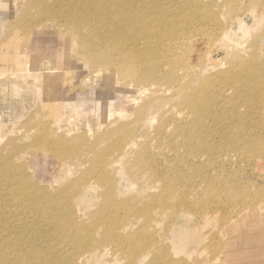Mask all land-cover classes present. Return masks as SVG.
<instances>
[{"label": "rangeland", "instance_id": "obj_1", "mask_svg": "<svg viewBox=\"0 0 264 264\" xmlns=\"http://www.w3.org/2000/svg\"><path fill=\"white\" fill-rule=\"evenodd\" d=\"M11 1L9 0L6 13L14 19L0 16V168L10 158L9 169L21 175L25 187L35 190L34 194L45 193L56 200L66 187L89 178L88 182L92 181L91 174H94L93 178L98 175L99 163H103V157L106 162L116 158V153L113 157L110 153L115 150L113 144L117 143L118 135L108 140L103 136L113 127L130 121L128 109L124 110L130 105V94L117 85L113 89L103 90L105 87L101 84V76L84 65L77 47L70 48L64 56L63 45L54 32L56 29L50 25H42L36 29L35 26H30V17L23 21L25 14L22 16L20 12L18 16L12 15L19 11L22 4L27 3L16 6V1H12L14 4ZM154 1H159L158 6L154 5L155 8L166 5L169 12L177 15V0ZM200 1H195L194 10L207 7L215 14L216 20L228 25L231 33L225 34L227 37H220V42H213L215 35L209 38L210 27L206 28L201 21L187 19L180 22L175 33L184 37V40L172 54L174 60L185 58L190 66L189 78L194 77L197 81H191L189 86L211 80L203 88L207 92L216 93L217 97L210 104L212 108L215 107L218 115H227L228 103L237 104L239 112H247L251 102L254 106L257 101L264 109V92L259 90L264 89V74L260 67L257 70L261 71L262 79L250 80L249 83L255 90V96L249 92L232 95L229 89L220 94L219 87L223 83L219 81L218 73L208 70V74L199 76V68L206 64L209 56L223 63L226 69L232 70L234 65L226 56L227 48L243 52L247 58L250 56L260 64L264 63V0ZM193 3L188 6L191 8ZM13 5L19 8L16 9ZM199 13L201 14L200 10ZM236 18L246 26V32L238 31ZM17 21L25 24H17V27ZM24 25L27 32L21 28ZM19 27L22 31L17 29ZM187 30L190 31L184 35L183 32ZM21 49H27L28 55H21ZM236 69L239 70V74L234 76L237 85L244 79L241 75L248 77L253 74V69ZM221 101L227 108L219 105ZM62 105L78 108L77 113L83 115L77 122L78 127L66 126L68 121ZM106 105L112 106L115 112L122 111L107 114L111 108ZM261 116L264 120L263 112ZM70 120L72 122L73 119ZM156 123L153 121L152 129ZM51 129L57 132L52 137L53 143L60 142L62 138L70 145L60 150L39 143L38 140L44 133L51 134ZM144 129L150 130V127L146 126ZM40 130L44 131L41 133ZM171 131L174 128L167 125L162 135L156 136L152 132L139 139L144 144L143 147L156 157L150 164L158 167L163 175H171L167 165H171L173 152L167 145L182 143L179 137H169ZM219 138L223 141L227 134H215L214 142ZM257 139L264 148V132ZM102 142L105 144H101ZM222 145L223 143L218 145L217 149ZM88 150L89 153L86 152ZM187 153L186 150L185 154ZM221 153H228V157L223 160H208L204 156L191 159L195 163L194 168L180 179L178 185H174L175 196L167 203L170 208L175 205L181 207V211L159 214L155 207L158 212L153 213L151 229L140 235L143 241L150 243L152 249L146 258L139 259L135 264H264V155L260 154L259 157L250 152L247 158H241L238 152L224 151L223 148L216 155ZM135 159L136 155H129L127 152L121 158L117 157L112 168L107 167L108 183L97 184V188L102 194L112 187L115 203L131 201L137 209L153 200L152 196L159 192L160 185L151 184L141 174L130 173L133 172L131 167L136 169ZM61 160H64L63 167L58 166ZM207 178L210 179L209 183L204 181ZM12 183L16 184L14 181ZM142 187L145 190H141ZM84 188L79 196H75L73 207L81 219L79 221L90 228L98 220L103 196L87 184ZM6 193L9 196L10 190ZM153 202L158 204L154 200ZM117 213L112 210L106 217L109 215L110 222L115 223L124 217L123 212ZM140 223L142 224L141 221L134 222L133 231L139 228ZM96 231L95 241L100 244L95 252L87 253L85 264H126L128 259L125 255L115 252L113 244L106 241L104 228L99 227ZM155 255H158L156 259Z\"/></svg>", "mask_w": 264, "mask_h": 264}, {"label": "bare ground", "instance_id": "obj_2", "mask_svg": "<svg viewBox=\"0 0 264 264\" xmlns=\"http://www.w3.org/2000/svg\"><path fill=\"white\" fill-rule=\"evenodd\" d=\"M14 1L16 6L22 3L27 5L22 4L21 8L17 7L19 11L16 10L17 13L12 15L18 16L20 12L22 16L25 14L23 21L30 17L32 20L30 26H35L36 29L42 25H50L56 29L54 32L63 45L64 56L70 48L77 47L84 65L101 76V84L105 87L103 90L113 89L117 85L130 94V105L124 109H128L130 121L110 130L108 128L107 134L102 132L103 138L108 140L118 135L117 143L113 144L115 150L110 153V155L113 154L111 157L116 153L115 157L121 158L124 152L136 155L134 166L136 169L131 167L133 172H129L132 175L141 174L151 184H159L160 187L159 192L152 196L158 204H154L151 199L150 202L136 209L131 201L115 203L112 187L102 194L97 188V184L108 183L107 167L112 168L111 165L116 160L112 158L106 162L103 157L101 161L103 163H99L98 175L93 178L94 174H91L92 181L88 182L91 178L87 177L89 179L83 180L82 183L68 186L59 193L56 200H53L45 193L37 195L34 194L35 190L25 187L21 175L9 169L10 158H8L4 167L0 168V264H85L87 253L95 252L100 244L95 241L96 230L99 227L104 228L105 239L113 244L115 252L123 253L128 259L126 264H135L139 259L146 258L149 250L152 249L149 246L150 243L143 241L140 235L144 234L143 231L151 229L154 221L153 213H157L158 210L159 214L167 211L177 213L181 211L179 209L181 207L175 205L170 208L167 203L175 196L174 185H178L180 179L194 168L195 163L191 159L204 156L208 160L216 158L223 160L228 157V153L217 156L221 148L224 151L238 152L241 158H247L250 152L256 153L259 157H261L260 154L264 155L261 141L257 139L264 132V120L261 116L264 109L258 105L259 102L257 101L254 106L251 102L247 112H239L237 104L228 103L227 115H218L215 107L212 108L210 104L217 97L216 93L207 92L203 88L208 86L211 80L198 82L196 86L190 87L191 81L197 80L194 77L189 78L191 68L187 65L186 59L174 60L172 52L184 40V37L178 36L175 32L180 22L184 20L201 21L206 28L210 27L208 37L215 35L213 42H220V37H227L225 34L231 33L228 25L221 24L219 19L216 20L215 14H212L207 7L194 10L196 0H177V15L169 12L166 5L155 8L154 5L158 6L159 1L154 0ZM192 2L194 3L190 8L188 5ZM13 6L12 9L16 8ZM7 9H9V0H0V16L10 17L6 13ZM10 18L12 19L13 16ZM236 21L238 31L246 32V26L238 18ZM17 22L15 26L22 23V21ZM171 26L173 27L170 29ZM21 28L27 32L25 25ZM23 34L22 39L25 36ZM27 51V49L23 51L21 49L19 52L21 55L26 53L28 55ZM225 53L232 60L234 65L232 70L226 69L223 63L209 56L206 64L199 68V76L208 74V70L218 73L219 81L223 83L219 87L220 94L229 89L232 95L249 92L255 96V90L249 86V83L250 80L262 79L261 71L257 69L260 67L264 74V63L260 64L250 56L247 58L243 52H235L230 48H227ZM236 68L243 71L253 69V74L248 77L241 75L240 77L244 79L237 85L234 76L239 74V70ZM259 90L264 92V89ZM172 101L175 102L172 103ZM237 102H239L238 99ZM219 105L227 108L223 101ZM106 106L111 108L107 114L122 111L115 112L112 106ZM61 108L68 121L66 126L78 127L77 122L83 117L82 114L77 113L78 108H69L67 105H62ZM70 119H73L72 122ZM153 121L157 122L154 129H152ZM167 125L174 128L169 137L172 139L179 137L182 140V143L167 145L173 152V158H170L171 165H167L171 175H163L157 169L158 167L155 166V168L150 164L156 157L151 155L139 140L152 132L156 136L162 135ZM146 126L152 131L144 129ZM51 130V134H47L45 130L46 133L41 139H37L38 142L60 150L70 145L62 138L60 142L53 143L52 137L57 135V132L54 129ZM119 134L122 136L120 137ZM215 134L221 136L227 134V138L223 141L219 138L214 142ZM81 140L84 139L81 138ZM222 143L220 149H217ZM186 150L187 154H185ZM58 166L63 167L64 160H61ZM204 181L209 183L210 179L207 178ZM86 184L103 196L98 220L90 228L79 221L80 217L73 207L75 196L81 194ZM152 187L155 188V186ZM8 189L9 196L6 193ZM142 189L145 190L144 187ZM112 210L115 213L123 212L124 217L111 223L110 216H106ZM135 221H141L142 224L140 223L139 228L133 231ZM151 237L153 239L152 235ZM87 241L90 242L83 247L82 245ZM140 243L143 244L139 246ZM154 257L156 259L158 255Z\"/></svg>", "mask_w": 264, "mask_h": 264}]
</instances>
